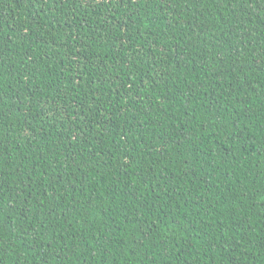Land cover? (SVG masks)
<instances>
[{
  "label": "trees",
  "instance_id": "16d2710c",
  "mask_svg": "<svg viewBox=\"0 0 264 264\" xmlns=\"http://www.w3.org/2000/svg\"><path fill=\"white\" fill-rule=\"evenodd\" d=\"M0 264H264V0H0Z\"/></svg>",
  "mask_w": 264,
  "mask_h": 264
}]
</instances>
